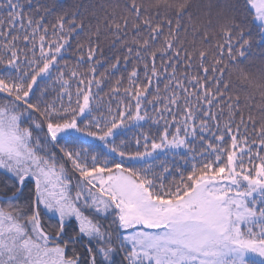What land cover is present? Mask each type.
Wrapping results in <instances>:
<instances>
[{
	"label": "snow or ice",
	"instance_id": "1",
	"mask_svg": "<svg viewBox=\"0 0 264 264\" xmlns=\"http://www.w3.org/2000/svg\"><path fill=\"white\" fill-rule=\"evenodd\" d=\"M264 0H0V264H264Z\"/></svg>",
	"mask_w": 264,
	"mask_h": 264
},
{
	"label": "trees",
	"instance_id": "2",
	"mask_svg": "<svg viewBox=\"0 0 264 264\" xmlns=\"http://www.w3.org/2000/svg\"><path fill=\"white\" fill-rule=\"evenodd\" d=\"M63 2L66 6H71L80 2V0H63ZM194 2L206 5L209 2L216 3L217 0H194ZM221 2H223V0H221ZM243 67L250 77L258 76L261 71H264V53L259 49L254 50L250 60L246 62Z\"/></svg>",
	"mask_w": 264,
	"mask_h": 264
}]
</instances>
